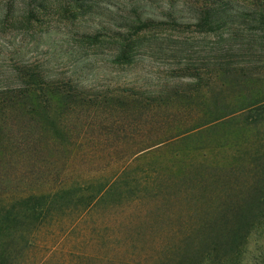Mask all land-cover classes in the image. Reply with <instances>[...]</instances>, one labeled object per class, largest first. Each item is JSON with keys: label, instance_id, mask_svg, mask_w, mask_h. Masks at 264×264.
<instances>
[{"label": "rangeland", "instance_id": "1", "mask_svg": "<svg viewBox=\"0 0 264 264\" xmlns=\"http://www.w3.org/2000/svg\"><path fill=\"white\" fill-rule=\"evenodd\" d=\"M95 2L103 19L86 17L74 23L51 8L37 29L15 26L0 32V92L18 91L26 83L25 74L34 73L46 83L71 87L89 101L54 107V121L11 118L10 123L30 125V136L38 132L41 142L38 153H12L7 137L0 138V191L97 188L124 171L123 184H133L150 169L160 172V181L133 184L131 194L121 188L89 210L74 203L64 211L59 206L33 232L29 245L17 249L26 253L23 264H178L210 233L201 229L204 225L231 218L237 197L234 176L224 165L239 153L264 150V135L238 119L210 125L195 120L198 97L173 101L176 91L197 92L183 68L214 60V36L196 33L186 44L184 37L195 29H177L184 35L180 40L148 39L131 64H121L105 38L91 46L69 34L80 26L114 27L138 6L162 13L170 0ZM243 60L254 68L260 67L262 57L253 51ZM159 98L167 106L156 111ZM158 142L163 145L139 153ZM212 175L218 178L215 183L198 185ZM189 234L198 239L169 251L177 235ZM255 248L251 246L245 264H264Z\"/></svg>", "mask_w": 264, "mask_h": 264}, {"label": "trees", "instance_id": "2", "mask_svg": "<svg viewBox=\"0 0 264 264\" xmlns=\"http://www.w3.org/2000/svg\"><path fill=\"white\" fill-rule=\"evenodd\" d=\"M94 3L95 0H71L68 3L62 0L57 3L49 0H0V32L15 26L37 29L51 8L74 23L86 17L103 19ZM132 9L114 27L89 30L80 26L69 34L91 46L101 44L105 38L121 64H131L138 49L148 39L180 40L184 35H178L177 29H195L190 37H184L183 43L186 44L196 33L214 36L216 42L211 49L213 54L216 53L214 60L211 57L210 62L208 60L199 68L189 64L183 68L184 77L197 84V92L176 91L173 101L198 97L200 106L193 115L195 120H205V125H210L238 119L242 121L240 125L264 135V0H170L167 10L164 8L162 13L140 6ZM47 32L50 31L47 29ZM253 51L262 57L260 67L245 65L248 62L243 59L251 57ZM25 78V85L18 91L0 92V138L3 135L7 137L5 142L12 153H38L41 140L38 132L30 136V125L16 121L10 123L11 118L29 115L38 116L36 118L42 121H54V107L89 102L71 87L46 83L34 73L25 74ZM161 98L154 107L156 111L167 106ZM126 99L124 102L128 104L130 100ZM160 145L163 142L139 153ZM180 155L182 153L175 156ZM224 167L234 176L237 201L232 216L213 222L211 226L204 225L201 229H210V233L203 235L196 246L197 251L187 254V260L183 259L178 264H245L252 245L256 247L253 252H260L258 259L264 262V150L239 153L231 161H226ZM125 173L100 183L97 188L59 190L48 186L27 191L4 188L7 192L0 191V264H23L26 253L24 249L18 251L17 248L29 245V238L44 225L54 210H60L59 206L64 211L74 203L89 210L107 197H114L121 188L131 194L133 184L148 186L160 181V172L150 169L143 171L142 177L136 176L133 184H123ZM217 180L212 175L198 185L204 188V182L215 183ZM134 192L138 197V191ZM214 233L218 234L212 236ZM176 237L180 238H175L169 251L198 239L190 234ZM208 242L209 245L205 246Z\"/></svg>", "mask_w": 264, "mask_h": 264}]
</instances>
